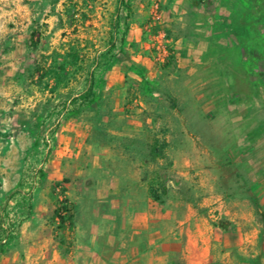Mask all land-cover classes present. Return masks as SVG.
Segmentation results:
<instances>
[{"label":"rangeland","instance_id":"1","mask_svg":"<svg viewBox=\"0 0 264 264\" xmlns=\"http://www.w3.org/2000/svg\"><path fill=\"white\" fill-rule=\"evenodd\" d=\"M132 187L249 213L260 264L264 0H0V264L109 257Z\"/></svg>","mask_w":264,"mask_h":264},{"label":"crops","instance_id":"2","mask_svg":"<svg viewBox=\"0 0 264 264\" xmlns=\"http://www.w3.org/2000/svg\"><path fill=\"white\" fill-rule=\"evenodd\" d=\"M120 198L121 217L116 225L114 247L108 252L111 255L91 262L89 252L83 248L86 256L81 262L73 254L54 264H251L256 255L251 244L257 233L249 228L252 222L249 213L225 210L224 228L218 219H213L214 224L208 223L196 212L195 202L192 204L195 210L185 206L172 217L164 205L157 206L149 198L146 189L141 192L132 187ZM224 200L230 207L235 206L234 198L217 197L215 207L227 206ZM241 201L247 205L245 198ZM235 252L242 254V260L234 257ZM260 264H264L263 257Z\"/></svg>","mask_w":264,"mask_h":264},{"label":"trees","instance_id":"3","mask_svg":"<svg viewBox=\"0 0 264 264\" xmlns=\"http://www.w3.org/2000/svg\"><path fill=\"white\" fill-rule=\"evenodd\" d=\"M163 146H164L163 141H160V143H158L157 140H154L153 143L150 145L149 154L152 157H161L162 156V147ZM147 194H148L149 198L152 201H158V199H159L158 198V193H157V190L155 188L148 187ZM58 209L63 210L64 213H66L67 207H66V201L65 200H63L53 210V213L57 216L59 222H61V221H63L64 217L59 214V210ZM67 216H70V215L67 214Z\"/></svg>","mask_w":264,"mask_h":264}]
</instances>
